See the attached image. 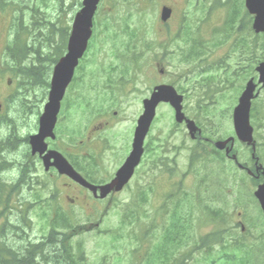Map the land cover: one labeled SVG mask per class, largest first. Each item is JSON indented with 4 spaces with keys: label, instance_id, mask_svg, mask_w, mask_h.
<instances>
[{
    "label": "rangeland",
    "instance_id": "obj_1",
    "mask_svg": "<svg viewBox=\"0 0 264 264\" xmlns=\"http://www.w3.org/2000/svg\"><path fill=\"white\" fill-rule=\"evenodd\" d=\"M74 2L75 0H2L0 3V94L8 91L15 94L23 93L20 77L15 72L16 67L6 54V48L14 40L15 26L19 23L17 19H22V25L27 28L26 38L31 43L38 40V48L49 54L51 51L45 46L40 35L48 33V30L44 26L33 27L34 21L31 19L29 9L37 7L40 12H46V18L51 22L57 21L63 26H71V19L75 13ZM214 2L215 0H107L104 2L97 14L99 19L104 20V24H98L96 37L83 63L81 70L83 76L79 74L74 86L68 91L67 98L65 97V108L59 121V135L57 134L60 146L65 148V144L71 142L84 148L85 145L81 144V141L86 139L89 131L92 136L94 131L92 126H98L103 121L104 115L100 116L98 113L101 109H106L111 117L115 112L118 113L115 117V125L105 129L102 136H127L143 111V100L148 98L153 87L160 83L172 84L187 93L183 103L185 114L197 121L204 129L216 134L213 136L215 140L232 135L233 110L250 75L246 77L247 81L240 80L234 90L226 91L223 97L217 100V104L212 107V114L208 117H200L196 104L198 99L195 98L196 94L193 96V91H189L187 81L193 75L185 78L193 68L182 60L181 48L184 43L175 39L182 24L186 22L184 17L189 21H192V18L195 21L206 18V23H202L201 27L203 37L208 40L214 35L219 37V30L225 22L227 10L217 9L208 15L207 12ZM165 5L174 10L168 26L163 25L160 20L161 9ZM243 13L241 12V15ZM126 28L138 36V40L135 41L137 49L131 48L136 55L141 56L135 65L128 62L127 53H132L126 52L125 43L133 41L126 33ZM55 39L59 40L56 35ZM206 46L214 49L217 45L208 43ZM226 52L229 53L227 45L215 49L217 56L213 60L224 57ZM121 67L126 68L125 71ZM161 70L163 74L160 73ZM78 72L79 70L76 73ZM9 79L10 86L7 84ZM31 89H34L33 92L39 99L43 96L42 101L46 103L48 87ZM16 99L21 100V96L18 95ZM257 102L262 111L264 90ZM253 123L255 136L260 139L262 130L260 117L253 119ZM152 127L150 135L155 142L157 161H162L157 165V181L153 185H145L146 180L141 177L139 182L132 183L123 193L108 199L103 206L104 211L99 213H95V209L82 199L71 205L70 211L66 210L67 206L62 202L57 211L51 203L43 202L37 196L28 193L26 195L34 203L29 212L33 227L31 230H26L28 237L19 231L18 235H14L13 231L9 232L10 239L7 245L17 249L28 247L30 243L46 241L53 223L59 226L57 231L62 233L69 231L70 225L75 229L70 230L72 243L66 244V247L70 248L69 251L78 264H138L140 259L135 257L134 248L128 241L129 237L139 239L146 230H154L152 244L156 245L162 230H165V225L170 222L174 209L177 208L176 205L184 198L190 200L185 210L191 209L193 212L191 243L182 251L185 257L201 237L216 232L228 233L226 240L230 245L240 239L244 241L242 247L255 249L262 246L264 254V230L260 225V209L254 199L256 185L253 180L241 173L237 166L226 158L215 155L210 146L207 148L209 155L190 166V158L193 155L191 150L195 144L187 128L176 124L174 111L169 105H160ZM35 129V116L29 115L28 125L21 134L22 138ZM96 145L91 144L93 149H97ZM122 146L121 140H118L114 147L101 148L97 158L93 149H88L92 159L83 160L82 164L79 157L74 160L85 168V172L88 169L86 165L90 168L92 162L97 161L99 166L91 168L95 169L100 179H110L121 165L119 158L121 152L116 148ZM124 147L125 143L122 154L126 155L129 148ZM236 149L240 161L249 162L251 152L242 145L237 146ZM262 154L263 151L260 155ZM165 163L167 167L160 169L159 167ZM145 168L146 166H143L141 172H144ZM9 176H14V173L6 175L7 178ZM40 179L42 183H46L49 182L50 177ZM48 195L49 193H44L41 197L46 198ZM235 202L239 205L236 206ZM238 208L246 210L247 225L252 229L246 230L245 235L241 234V230H233ZM116 231L126 239L119 241L115 247V240L122 239L116 235ZM184 239L187 241L188 236L185 235ZM233 247L229 249L231 252L235 251ZM215 251L212 257L203 251L195 253L193 251L192 259L186 264H211L212 260L224 254L220 246L216 247ZM239 255L243 258L246 256L244 250ZM224 262L221 261L220 264ZM260 264H264V255Z\"/></svg>",
    "mask_w": 264,
    "mask_h": 264
},
{
    "label": "trees",
    "instance_id": "obj_2",
    "mask_svg": "<svg viewBox=\"0 0 264 264\" xmlns=\"http://www.w3.org/2000/svg\"><path fill=\"white\" fill-rule=\"evenodd\" d=\"M222 1V2H221ZM239 0H215L214 4L208 10L207 14L217 9H226L227 17L222 28L219 30V37L211 36V39L203 37L201 31L202 23H206V18L202 21H189L184 17L185 23L182 24L176 40L183 42L181 48L182 60L193 69L186 75H193L189 80V91L196 94L198 107V115L200 117H208L212 114V107L217 104V100L223 97L226 91L235 89L236 83L245 79L248 75L255 76V68L258 63L264 59V34L256 35L252 29V17L247 13ZM204 8H201L203 10ZM31 19L34 21L33 27L39 28L44 26L48 33L40 34L45 46L51 51L45 54L38 48V40L31 43L26 38L27 28L22 25V19L15 26V36L13 42L8 45L7 51L10 59L16 67V74L20 77L22 85H36L49 87L50 77L54 65L65 54L67 41L69 38V26H63L56 22H51L46 18V12H40L39 8L29 9ZM241 12H244L241 15ZM208 15L206 17H208ZM40 19H43L41 22ZM58 19H61L58 17ZM129 34L131 41L126 42V52L129 54V60L135 65L141 56H138L131 50L137 49L138 36L135 32L125 30ZM30 34V31L28 32ZM55 35L59 40L55 39ZM208 43L217 45L214 49L207 48ZM224 45L229 47V53L226 52L224 57L216 58L215 49ZM215 53V55H213ZM134 58V59H133ZM213 60V61H212ZM233 64V65H232ZM126 69V68H125ZM207 99V100H206ZM261 116V109L256 104L253 108L252 117L257 119ZM261 120V119H260ZM206 132H209L205 129ZM213 135H211L212 137ZM190 158V166L199 163L203 158L209 155L207 147H204L203 154L197 155V150ZM215 155H220L214 148ZM221 156V155H220ZM222 158V157H221ZM4 193H0L1 201L5 200ZM190 203L189 199H182L176 205L177 208L171 216L165 230H162L159 242L152 246V230H146L144 234L138 238L131 239L129 243L134 248L136 258H139L138 264H185L186 261L192 259L193 251H203L209 257L216 252V247L220 246L224 252L222 256L211 261V264H260L262 256V246L255 249L242 247L243 240L237 239L233 245L226 240L227 234L216 232L205 237H201L189 254L185 257L182 251L191 243L190 235L192 233L193 212L191 209L185 210L186 205ZM166 207L168 208L167 204ZM169 209V208H168ZM12 231V230H10ZM71 231L66 233L51 230L46 241L41 244L31 245L29 249L9 248L6 246L5 238H0V264H36V260L40 259V264H78L75 257L69 251L66 244L72 243ZM116 235L122 239L115 240V247L118 242L125 240L121 234L116 231ZM188 236L185 241L184 236ZM234 246L235 251L229 250ZM53 250L50 257V252ZM245 252L243 258L240 252ZM255 252V255L253 253ZM261 257V259L259 258Z\"/></svg>",
    "mask_w": 264,
    "mask_h": 264
},
{
    "label": "flooded vegetation",
    "instance_id": "obj_3",
    "mask_svg": "<svg viewBox=\"0 0 264 264\" xmlns=\"http://www.w3.org/2000/svg\"><path fill=\"white\" fill-rule=\"evenodd\" d=\"M106 1L107 0H100V5L94 18L93 37L89 43V48L92 46V42L96 37L98 24H104V20L99 19L97 17V14L99 13L101 5ZM0 3H2V0H0ZM73 7L75 9V13L73 19H71V25L74 22L76 14L83 7V0H75ZM86 58L87 56L85 55V57L81 60L80 65L77 69V71L79 70V72L75 74L74 81L72 82L69 91L72 89L75 82L79 78V74L82 73L81 70L83 69V63ZM7 84L9 86L11 85L10 79L7 80ZM20 87L23 90L22 94H19L18 92L17 94H15L12 91L0 94V193H4L5 200H8L7 202L1 201L0 203V230H12L15 233L14 235H18L19 231L26 237H28L29 234L28 232H26V230H31L33 227L32 220L29 217V212L34 205L30 197L26 195L28 193L37 196L43 202L51 203L52 207L57 211L60 209V204L62 202L67 206L65 207L66 210L70 211V208L72 207L71 205L76 204L79 199H82L86 201V203H88L91 208L95 209V213H99L104 211L103 206L104 204H106L105 202L108 199L114 198L118 194L123 193L132 183L136 184V181L139 182L141 177L146 180L145 185L147 186H151L155 181H157V150L155 142L152 140L151 135L147 136L141 163L136 167L134 175L129 181L128 185L119 193H115L114 191H112V193L106 199H100L99 197L95 196L90 189L81 186L67 175H61L58 172L57 168L53 166L55 159L52 156H50V160L47 162L48 169H46L47 165L45 162V158L49 157L51 153L58 152L61 153L74 167V169L92 185L102 186L109 183L115 177L116 172L125 163L126 159L132 151L134 134L139 117L137 118L136 125L130 128L127 136L121 135L120 137H118L115 136V134V137L111 135V137L102 136V132L105 129L112 128L115 125V117L118 115V113L115 112L113 114V117H111L108 111L105 113L101 109L98 111V113L100 116L104 115L103 121L98 126H92L94 130L93 135L90 136L91 131H89L86 134V139L81 141V144L84 143L85 147L82 148L81 145H74L71 142H68V144H65V148H62L59 143L60 141L58 139V132L59 121L61 118V114L65 108L66 97L62 103L61 112L59 114L58 121L54 130L56 137L54 139L47 138L45 140L47 149L43 154H33L30 143V136L38 133L40 116L44 112L46 103L42 101L44 99L43 96H41V98L39 99L37 94L33 92L34 89L31 88H40L43 86L21 84ZM18 95L21 96V100L16 99ZM41 102L42 105H40ZM29 115L35 116L36 129L31 133H27V135L22 138L21 134L24 132V129H26L28 125ZM20 124L21 126L19 127ZM261 125L262 130L260 133V139L255 136L256 158L252 156L253 148L245 145V147L251 151V157L249 162H246L247 165L245 167H239L242 172H245V174L253 180L256 185V189L264 183V108ZM118 140H121L123 146L125 143L124 148H129V152L126 155H123V146L121 148H116L121 152L119 153L121 165L115 172L114 176H112V178L110 179H100V177L94 171L95 169L91 168L92 166H99V163L97 161L92 162L90 168L88 167V165H86L88 169L87 172H85V168H82V165L79 166L74 160L75 158L79 157L82 164L83 160L92 159V154L87 150L93 149L91 144L94 143L97 144V149H93L95 157L97 158L98 151H100L101 148H106L109 146L114 147L115 143H117ZM192 141L197 145L199 149L206 143L213 144V142H210V139L205 137L203 133L197 138L192 139ZM238 144L239 143H235V146H237ZM262 151L263 154L260 155ZM222 153L227 159L232 160L235 164H238L237 161L233 159V156L236 154L231 153L228 156L226 155V151H223ZM257 158L259 159V162L256 160ZM143 166H146V168L144 172H141ZM10 173H14V176H9L7 178L6 175ZM41 177H50L49 182L42 183V180L40 179ZM44 193H49V195L46 198H42L41 195H43ZM97 193L99 194V191ZM254 199L260 209V225L261 229L264 230V214L261 210L258 200L255 197ZM235 204L236 206L239 205L238 202H235ZM247 216L248 215L246 210L238 208L233 230H241L242 232H244L245 230L251 229L247 225ZM4 237L6 246L9 247L7 245V242L10 239L9 231H5ZM30 244L37 245L40 244V242Z\"/></svg>",
    "mask_w": 264,
    "mask_h": 264
},
{
    "label": "water",
    "instance_id": "obj_4",
    "mask_svg": "<svg viewBox=\"0 0 264 264\" xmlns=\"http://www.w3.org/2000/svg\"><path fill=\"white\" fill-rule=\"evenodd\" d=\"M100 0H84L83 8L76 15L72 26V31L67 45V53L56 64L51 80V88L49 92V100L45 105L44 113L40 118L39 134L30 137L32 152L43 154L47 145V138H55L54 129L58 120L61 109V103L64 99L66 90L74 77L75 69L79 65V61L83 58L89 40L93 34V19L97 11ZM245 6L248 12L254 16L253 29L257 34L264 33V0H245ZM172 15V9L163 7L161 12V20L167 22ZM256 71L259 75L257 83L255 79H251L242 92L238 105L234 109L233 120L234 129L237 138L245 143L253 144V127L250 123V112L252 100L259 96L260 92H256L258 85L264 87V61L261 62ZM184 96L180 95L171 85H160L155 87L152 95L144 100V112L138 120L135 132L133 149L124 165L118 170L115 178L108 184L96 187L89 184L60 153H51L45 158L47 162L50 156L54 157L53 166L57 167L61 174H66L81 185L90 188L95 194L100 189V198H106L113 190L119 192L128 184L136 167L140 164L143 153L144 143L152 123L157 114V108L161 103L170 104L175 111V120L181 124L186 122L187 129L192 138L196 137V133L201 130L195 121L188 119L183 112ZM234 139L230 138L226 141H218L215 146L219 150H224L229 142H232L231 148L226 152L229 154L234 147ZM255 196L260 202L264 211V184L260 185Z\"/></svg>",
    "mask_w": 264,
    "mask_h": 264
}]
</instances>
